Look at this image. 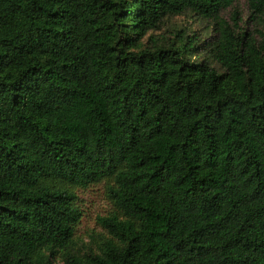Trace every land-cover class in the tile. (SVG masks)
I'll list each match as a JSON object with an SVG mask.
<instances>
[{"label": "trees", "instance_id": "trees-1", "mask_svg": "<svg viewBox=\"0 0 264 264\" xmlns=\"http://www.w3.org/2000/svg\"><path fill=\"white\" fill-rule=\"evenodd\" d=\"M239 1L0 0V264H264V0Z\"/></svg>", "mask_w": 264, "mask_h": 264}, {"label": "rangeland", "instance_id": "rangeland-1", "mask_svg": "<svg viewBox=\"0 0 264 264\" xmlns=\"http://www.w3.org/2000/svg\"><path fill=\"white\" fill-rule=\"evenodd\" d=\"M235 10L241 15H245L247 12L246 0H240L239 3L235 5ZM231 14L232 10L228 9L223 12L222 17L229 20ZM173 28L183 30L189 29L198 33H203L210 28V24L195 21V19L190 17L180 16L173 19L168 26H166V30L164 31L168 32L169 30H173ZM164 31L163 33H165ZM202 36H205V34L203 33ZM106 193L105 183L94 185L86 190H80L77 193L78 207L82 214L80 223L75 231V237L79 248L82 245H92V239L97 240L99 237L106 234L97 221L98 218L107 217L114 212L113 205L108 200ZM57 264L63 263L58 262Z\"/></svg>", "mask_w": 264, "mask_h": 264}]
</instances>
